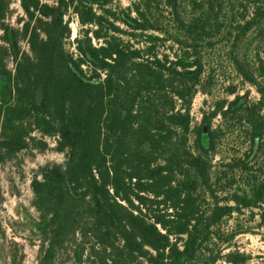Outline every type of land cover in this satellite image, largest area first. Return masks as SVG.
<instances>
[{
    "label": "trees",
    "instance_id": "1",
    "mask_svg": "<svg viewBox=\"0 0 264 264\" xmlns=\"http://www.w3.org/2000/svg\"><path fill=\"white\" fill-rule=\"evenodd\" d=\"M109 3L21 0L16 29L5 23L12 0H0V162L46 151L47 138L65 155L32 182L39 264L69 249L78 264H247L221 253L239 233L224 240L217 230L242 209H263L264 226V0H135L119 19ZM208 57L228 60L260 98L232 87L235 99L196 127ZM228 136L250 148L214 170Z\"/></svg>",
    "mask_w": 264,
    "mask_h": 264
},
{
    "label": "rangeland",
    "instance_id": "2",
    "mask_svg": "<svg viewBox=\"0 0 264 264\" xmlns=\"http://www.w3.org/2000/svg\"><path fill=\"white\" fill-rule=\"evenodd\" d=\"M109 1L107 9H110L116 15L115 18L118 17V19L135 2V0ZM54 3V1L50 2V4ZM94 8L98 14L105 15L104 12H101L105 8L101 7V11L97 5ZM132 15L135 16V14ZM24 16L21 0H12L10 13L5 23L13 28L21 29L23 23H20L19 20L25 18ZM65 21L72 30V36L66 40V43L68 48L73 50L74 42L81 29L80 18L75 11V6L69 9ZM115 24L118 27L126 28L119 20ZM87 27L94 29L95 25ZM2 34L0 29V37ZM21 45L23 50H29L27 40H23ZM205 65L206 76L212 75V83L206 93H198L193 101L192 118L194 126H200L206 113H211L218 103L225 100L230 102L235 99L234 95L228 93L232 87H236L241 96L249 92L250 101L259 100L260 95L257 90L244 84L233 65L224 57L214 60L208 57ZM11 67L13 68V65ZM223 121V116L218 115L213 118L212 126L216 129L223 124ZM47 142L49 146L44 152L31 148L19 153L9 161L0 162V264H39L40 262L45 242L38 228L40 213L34 206L35 195L32 190V182L36 176H39L41 169L48 164H62L65 161V155L56 151L55 139L47 138ZM233 145L234 143L229 136L226 141L224 140L222 144L218 145L217 154L213 158L214 170L224 160L230 159L234 152L241 156L250 148L248 143L240 145L238 142L237 147L234 146V148ZM237 189H239L238 186H235L228 194L234 195V190ZM220 196L224 197L225 194H220ZM229 205L235 204L230 202ZM262 210L242 209L223 219L220 229L217 230L219 237L226 240L232 233L238 232L239 234L229 244L220 247L222 256L240 252L247 256V264H264ZM86 257L85 255L84 260ZM55 264H78L75 250L69 249L66 253H59ZM83 264L87 263L83 262ZM217 264L227 263L224 260H219Z\"/></svg>",
    "mask_w": 264,
    "mask_h": 264
}]
</instances>
